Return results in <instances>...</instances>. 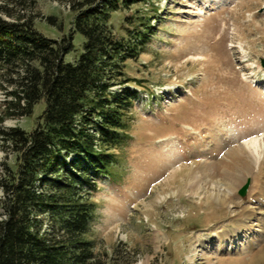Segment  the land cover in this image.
I'll return each instance as SVG.
<instances>
[{"label": "rangeland", "instance_id": "obj_1", "mask_svg": "<svg viewBox=\"0 0 264 264\" xmlns=\"http://www.w3.org/2000/svg\"><path fill=\"white\" fill-rule=\"evenodd\" d=\"M68 1L38 0L43 35L69 34ZM138 17L154 30L123 64L126 84L111 88L138 96L129 137L92 193L87 237L95 253L107 264H264V156L252 157L243 143L264 139V0H142L113 14L114 32L134 39L140 29L129 22ZM73 42L70 63L85 39L75 32ZM5 97L0 87V102ZM44 109L41 101L31 117L4 125L32 132ZM193 164L205 165L212 180L238 173L242 183L232 193L212 184L193 193Z\"/></svg>", "mask_w": 264, "mask_h": 264}, {"label": "trees", "instance_id": "obj_2", "mask_svg": "<svg viewBox=\"0 0 264 264\" xmlns=\"http://www.w3.org/2000/svg\"><path fill=\"white\" fill-rule=\"evenodd\" d=\"M141 1L69 0L72 28L55 40L36 27L38 0H0V87L6 91L0 102V264H107L87 237L92 193L100 177L110 176L115 151L129 137L128 114L138 96L111 88L126 84L123 64L135 42L147 44L154 30L138 17L129 24L140 32L127 41L111 20ZM44 20L57 25L54 16ZM75 32L85 42L70 63L65 58ZM41 101L45 109L32 132L4 125L31 117Z\"/></svg>", "mask_w": 264, "mask_h": 264}, {"label": "bare ground", "instance_id": "obj_3", "mask_svg": "<svg viewBox=\"0 0 264 264\" xmlns=\"http://www.w3.org/2000/svg\"><path fill=\"white\" fill-rule=\"evenodd\" d=\"M262 140L264 139H262L261 136H254L244 140L248 141L247 144L243 143L252 157L258 156L259 154L264 156V141L262 142ZM193 165V171L190 174V181L187 186L193 193L198 192L204 184H212L213 186L219 187L220 190L225 191V193H232L242 183V175L238 173L229 174L225 172L223 174L224 177L222 176L223 178L220 180H212L209 170L205 165Z\"/></svg>", "mask_w": 264, "mask_h": 264}, {"label": "water", "instance_id": "obj_4", "mask_svg": "<svg viewBox=\"0 0 264 264\" xmlns=\"http://www.w3.org/2000/svg\"><path fill=\"white\" fill-rule=\"evenodd\" d=\"M262 66L264 67V59L261 60ZM250 185V179L247 180V182L243 185V187L240 189L239 194L241 196H245L247 193V190L249 188Z\"/></svg>", "mask_w": 264, "mask_h": 264}, {"label": "snow or ice", "instance_id": "obj_5", "mask_svg": "<svg viewBox=\"0 0 264 264\" xmlns=\"http://www.w3.org/2000/svg\"><path fill=\"white\" fill-rule=\"evenodd\" d=\"M262 135H264V134H262ZM244 143H245V144H247V143H248V141H244Z\"/></svg>", "mask_w": 264, "mask_h": 264}]
</instances>
